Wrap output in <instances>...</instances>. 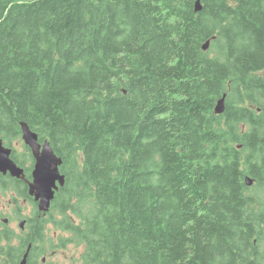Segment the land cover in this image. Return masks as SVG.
<instances>
[{
	"label": "trees",
	"instance_id": "trees-1",
	"mask_svg": "<svg viewBox=\"0 0 264 264\" xmlns=\"http://www.w3.org/2000/svg\"><path fill=\"white\" fill-rule=\"evenodd\" d=\"M196 1L0 0V136L66 178L0 264L47 223L85 264H264V0Z\"/></svg>",
	"mask_w": 264,
	"mask_h": 264
},
{
	"label": "rangeland",
	"instance_id": "rangeland-1",
	"mask_svg": "<svg viewBox=\"0 0 264 264\" xmlns=\"http://www.w3.org/2000/svg\"><path fill=\"white\" fill-rule=\"evenodd\" d=\"M2 141L4 147L14 150V155L17 158V162H15L17 167L20 168L22 172L23 170L29 173L31 172V175L30 174L29 175L32 176L34 159L32 158L28 148L24 145L21 137L17 139H11L10 141L7 142L3 139ZM43 143H41L38 140V144L40 146ZM51 149L53 150L52 147ZM54 155L57 158H59L55 153ZM60 161L61 164L58 166V170L60 175H63L60 172V167L62 166V160L60 159ZM23 175L20 176V179L22 180L25 179ZM11 178L13 180L16 179L15 177H11ZM31 182L32 180L31 181L28 180V183ZM65 182H66V178H65ZM0 185H4L3 190L0 188V219L2 218V223L4 220H8L6 224L4 223L2 224L0 221V235H2L5 230L7 232L9 231L12 234L13 244L18 245V238L24 236V232H22L21 229L19 228L20 225L19 223L28 220L29 218H33L36 212L37 214L39 213L38 217L40 219H44L45 221H47L49 217V213L52 209V204H53L52 202L54 201V199L50 203L49 210L47 212H42L38 210V202L34 200L33 196L29 195L26 197H22L21 194L18 195L16 193V189H15V187L17 186L16 183L7 180L2 182ZM22 189L23 187L21 185H18L19 193H21ZM260 197H261L260 202H263V197L261 195ZM20 226L24 227L26 226V224L24 223V226L22 224ZM45 237H46L45 242L42 244L44 246L42 248L44 251L41 254H37L33 256V259L38 264H40L42 259H45V264H85L82 260V254H83L82 245L73 242L62 243L63 239H66L68 235L62 232L59 227H57L56 230V227H54L50 223H47V236L45 235ZM47 245H51V247H47ZM30 259L31 258L29 256V260ZM28 263H30V261Z\"/></svg>",
	"mask_w": 264,
	"mask_h": 264
},
{
	"label": "water",
	"instance_id": "water-1",
	"mask_svg": "<svg viewBox=\"0 0 264 264\" xmlns=\"http://www.w3.org/2000/svg\"><path fill=\"white\" fill-rule=\"evenodd\" d=\"M194 11H201L200 1L195 2ZM210 41H207L202 46L205 52L208 50ZM225 95H223L217 102L214 113L222 115L224 113ZM21 139L24 145L30 150L34 159V166L32 170V182L28 184L29 195L34 197L38 202V210L47 212L51 201L55 198V193L65 185V177L60 175L58 166L61 164L59 158L54 155L53 150L47 142L41 146L38 144V137L26 125L21 124ZM12 150L3 146V141L0 136V174L5 175L9 173L11 177L20 179L23 172L17 167L15 162L11 159ZM246 185L250 187L252 181L249 178L245 179ZM28 252L24 255L20 264H26Z\"/></svg>",
	"mask_w": 264,
	"mask_h": 264
},
{
	"label": "flooded vegetation",
	"instance_id": "flooded-vegetation-1",
	"mask_svg": "<svg viewBox=\"0 0 264 264\" xmlns=\"http://www.w3.org/2000/svg\"><path fill=\"white\" fill-rule=\"evenodd\" d=\"M29 150V149H28ZM30 151V150H29ZM31 153V152H30ZM32 156V155H31ZM33 158V157H32ZM23 173H24V175H23V177H25V179H12L11 178V176H10V174L9 173H6L5 175H2V174H0V184L2 183V182H4V181H7V180H9L10 182H14V183H16V187H15V189H16V193L19 195L20 193H19V191H18V185H21L22 187H23V189H22V191H23V193H24V195H22L21 194V196L22 197H26V196H29V190H28V180H32V176H30L31 175V172L29 173V172H27V171H25V170H23ZM30 174V175H29ZM3 186L4 185H0V188L3 190ZM60 189V188H59ZM59 191V190H58ZM57 191V192H58ZM56 192V193H57ZM34 216H37L38 217V214H37V212H36V214L34 215ZM34 216H33V218H34ZM33 218H29L28 220H25V221H22V222H20L19 224L21 225H23L24 226V223L26 224V226H24V227H21L20 225H19V228L21 229V231L22 232H24V233H28V229H27V226H28V223H29V221L30 220H32ZM39 218V217H38ZM0 221H1V223H2V218L0 219ZM8 222V220H4L3 221V223L4 224H6ZM2 223V224H3ZM4 226H6V225H4ZM25 227H26V230H25ZM5 228V227H4ZM2 232V231H1ZM27 236V235H26ZM39 247V248H38ZM44 246L42 245V244H40L39 246L38 245H36L35 247H34V245L32 244V243H28V245L23 249V255L21 256V258H20V261H19V263L18 264H20L21 263V261H22V259H23V257H24V255L28 252V255H27V259H26V264H38L34 259H33V256L34 255H37V254H41L44 250L42 249ZM47 247H51V245H47ZM38 250H40V251H38ZM29 256H30V260H29ZM30 261V263H28ZM40 264H45V259H42V261L40 262Z\"/></svg>",
	"mask_w": 264,
	"mask_h": 264
}]
</instances>
